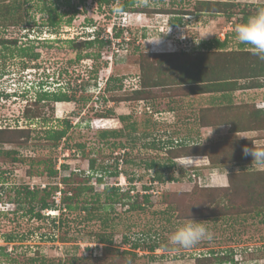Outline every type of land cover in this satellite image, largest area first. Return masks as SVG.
<instances>
[{"label":"rangeland","instance_id":"374dc122","mask_svg":"<svg viewBox=\"0 0 264 264\" xmlns=\"http://www.w3.org/2000/svg\"><path fill=\"white\" fill-rule=\"evenodd\" d=\"M126 1L114 0L100 7L96 0H0V40L17 42L16 46H0V92L6 89L11 94L15 87L22 88L23 80L52 82L58 78L60 86L50 89L60 87L76 100L48 102L25 116L34 88L23 96L25 100L0 96V128L31 130L28 138L16 131L0 142V246L8 254L0 253V264H14L12 260L25 264L35 254L54 264H215L209 256L211 250H233L236 264H264V201L256 194L249 196L250 192L236 200L232 177L246 172L248 177H256L259 172L263 186L264 167L241 152L223 162L217 157L218 165L213 166L203 150L168 151L186 136L185 142L193 140L201 146L250 139L254 146L264 147L263 128L232 133L230 123L224 119L218 123L216 112L213 118L209 114L215 104L228 103L232 106L228 111L236 108L233 115H241L246 121L242 126L247 128L249 116L264 106V77L239 78L237 87H245L231 91L229 100L219 99L221 93L216 92L191 94L198 85L188 83L194 73L202 80H215L231 52L237 53L233 59L243 66L255 58L242 54L250 49L246 45L240 48L234 29L242 23V10L253 15L258 6L264 7V0L226 2L237 5L226 11L219 0H134L137 11L128 6L115 15L113 9ZM49 11L54 25H49ZM177 18L180 26L170 23ZM97 31L109 43L86 47L84 42L93 40ZM219 37L227 38L222 49L202 48L203 42ZM180 43L184 49L178 47ZM21 49L37 57H22ZM185 61L191 63L190 70L183 67ZM141 78L147 99L137 101L131 99L132 91L140 88ZM7 82L15 86L6 88ZM254 82L262 87H246ZM98 94L103 95L101 102ZM125 115L131 117L128 122L118 120ZM66 120L71 128L54 146L45 139L46 132L62 129ZM132 122L134 131L128 129ZM103 130L122 134L104 140L100 136ZM168 159L174 163L171 168ZM91 160L94 177L86 183L92 174ZM116 162L125 175L111 174ZM50 168L57 170L55 176L49 175ZM71 173V183L65 186L61 179ZM157 174L159 181L154 179ZM97 176H102L103 185L96 183ZM85 184L92 190L82 191L78 205L91 207L89 214L81 209L66 212L60 228L54 227L51 217L37 221L25 214L29 203L24 202V188L51 185L73 190ZM106 185L118 186L119 192L133 186L131 195L137 193L142 202L141 195L149 194L151 204L143 210H130L127 203L118 201L121 194L116 201L107 198ZM61 195H54L59 205ZM42 213L58 215V211ZM190 218L204 223L213 239L190 248L166 249L170 233ZM140 232L148 242H141L138 249L123 243V236H131L133 241ZM10 235L16 239L7 244L5 238ZM104 236L111 243L101 241ZM153 242L158 246L152 252L142 244Z\"/></svg>","mask_w":264,"mask_h":264},{"label":"trees","instance_id":"16d2710c","mask_svg":"<svg viewBox=\"0 0 264 264\" xmlns=\"http://www.w3.org/2000/svg\"><path fill=\"white\" fill-rule=\"evenodd\" d=\"M114 2V0H96V2L98 3V5L101 7L102 5H107L109 4V2ZM69 3V2H67ZM134 0H127L126 2H124L123 4H121V7L123 9V12L126 11L128 6H131V9H133L134 11H137V8H133L134 5ZM217 4V3H215ZM224 10L226 11L227 9L229 10L230 7H237L236 4L233 3H226V2H220V4ZM258 8H264L262 6H258ZM257 8V9H258ZM15 9V8H14ZM8 11L11 13L12 11L10 10V8H8ZM245 10H242V14L244 15L241 22H245L252 14L250 13H244ZM215 12V11H214ZM217 12V11H216ZM240 12V13H241ZM246 12V11H245ZM50 14L49 17V25H54V17L53 15H51V12H48ZM228 16L230 15V13H227ZM70 21V20H69ZM68 21V22H69ZM170 23H173L175 25H181L182 22L179 18L171 20ZM100 33L99 31L96 32V37L95 40L93 41H88V42H84V45L86 47H90L92 44L94 43H98L100 46H104V44L109 43V40L106 39H100L99 38ZM119 34H116V37H118ZM227 40H223V42H219L217 39L214 40H210L207 42H203L202 48L206 47V49H211L213 47H217L222 49L225 45H226ZM187 43V42H185ZM17 42L16 40H0V46L5 47L6 45H13L16 46ZM243 46V44H241L240 48ZM22 51V57H27L28 59H32L34 60L37 57V54H32L31 52H27V49H21ZM242 54L244 56H252L255 57L253 60L254 62H250L247 64L245 63V65H242L241 61H237L235 59H233L234 56L237 55L236 52H231L227 55H229L230 58H228L227 61V65H225L223 72L221 71L219 74L215 75L217 78L215 80H212L209 82L207 80H202L201 77H198L194 74H192L193 78L191 81H189L188 83H195L196 85H198V90H191L190 93L191 94H199V93H221V96L218 97L219 99L222 98H226L227 100L230 99V95L229 93L237 88L242 89L245 86L242 87V85H240L239 87H237L238 79L239 78H243V77H249L250 79L253 78H258V77H264V61L259 60L256 56H254L250 50H244V52H242ZM89 55V54H86ZM78 59H80V55H78ZM222 62H218V64H221ZM226 63V62H225ZM231 64V65H230ZM215 65V64H213ZM185 70H190L189 68L191 67V63L189 62V64L185 61L184 62V66ZM244 71V72H243ZM243 73V75H242ZM241 76V77H240ZM144 79V77H142ZM141 78L140 80V88L135 89L132 91V98L134 100H144L147 99L145 97V89L146 88V84L143 81V79ZM107 81V79L105 80V82ZM202 84V85H201ZM46 82H40L38 83V86L40 87V89L36 92L35 97L30 100L29 104L26 105L25 109H24V115L27 116V114L30 112H34V108L37 107H41L40 105H44L45 103L48 102H53V103H57V102H72L75 100L74 96L71 94H67L66 91L61 92V88L57 87L55 88L54 91H48L46 90ZM248 88H260L262 87L261 84H259L258 82H254L253 85H249L246 86ZM4 94L0 92V96H3ZM5 97H7V95H5ZM218 99V100H219ZM101 100H103V95L99 94L97 97V101L101 102ZM76 101V100H75ZM214 101V100H213ZM214 103V102H213ZM215 104V103H214ZM214 109L211 110L210 117L213 118L214 117V112H216V118H218V123L219 120L224 119L225 121H227V123L231 124V132L235 133V132H243V131H253V130H263L264 129V111L260 110V109H255V115H253L252 117L249 116L251 118V125H248V127L246 128V126H242L245 125L246 121L243 119V117L241 115H233L232 111L236 108H232L231 111H228L230 108L227 107H232L230 104L226 103H217L214 106H212ZM234 107V106H233ZM41 111V109H40ZM208 114V115H209ZM238 114V113H237ZM34 115V114H33ZM32 115V116H33ZM210 117L202 116V119H209ZM131 117L129 115H125V116H120L118 120L122 121V122H128V120ZM201 121V120H200ZM203 121V120H202ZM64 126L62 127V129L60 130H53V131H47L46 132V136L45 139L49 140L50 142H52V144L54 146H57V143H59L62 139H64L67 135V131L71 128L69 122L66 120L63 122ZM147 123V122H146ZM203 123V122H201ZM125 124V123H124ZM126 126V125H124ZM135 124L134 122H132L131 124H129L128 129L131 131H134L135 128ZM127 127V126H126ZM263 128V129H262ZM17 131V132H16ZM31 130L29 129H17V128H11V129H1L0 128V142L3 141V137L7 134V133H12L16 132V133H25L26 137H29V132ZM122 132L121 131H114V130H103L100 133V136L102 139L106 140V139H115L116 137L121 136ZM26 138V139H27ZM23 142L25 141L24 139H22ZM171 143V141H170ZM176 145H170L168 151L170 152H179V151H193L192 153H200L201 150H203L204 152L208 153V156H210V161L211 164L213 166L218 165V161H216L219 157L220 161H226L229 158H233V155H235L236 153H243L242 152V148L244 146H247L249 148L251 147H256L254 146L252 140L247 139V140H231L226 141L225 143L223 142H213L210 143L207 146H201V144L197 143V141H192V142H185L180 141L178 143V141H175ZM79 148H82V145L78 144ZM206 150V151H205ZM14 154H16L15 152H13ZM217 153L216 157L213 154ZM6 154H9V152ZM252 161V159H250ZM15 161H17V159H15ZM126 161V160H125ZM122 162H124V160H122ZM168 166L169 168H171L174 163L172 162L171 159H168ZM254 162V161H253ZM152 164L150 163L148 166H151ZM118 163H115V168L111 174L113 175H122L123 173L125 175V171H121L118 168ZM65 167V166H64ZM90 168H91V172L92 174H88L90 176H87L88 178L85 179L86 183H89L90 180L94 177V173H93V169H94V160L90 161ZM103 169V168H102ZM49 175L50 176H55L57 173V170H55V168H50L49 169ZM247 172L244 173H240L237 174L235 176V174L232 176L235 178L233 185L235 184V189L234 191L236 192V200L239 198H241V196L243 195V192L248 193L250 192L249 196H254L255 194L257 195V197L261 200L264 201V185L261 186V184L263 183V180H260L259 177L260 173L258 172V175L256 177H248ZM73 173L69 174L68 176H65L61 179L62 184H64L65 186H67L69 183H71L72 177H73ZM128 177V178H127ZM173 176H169V179L173 180L172 178ZM128 181H134L132 177L126 176ZM264 178V177H262ZM155 181H159L161 180V176L160 175H156L154 177ZM259 182L260 187L257 188V184ZM96 183H98L99 185H103L104 183L102 182V176H97L96 178ZM86 185V184H85ZM77 186L75 187L73 190L68 189V190H61L58 189L57 186H45L43 189H32L30 190L28 187L24 188L23 191V199L24 202L28 201L29 203V208H27L25 210V214H28L30 218L32 219H36L37 221H42V220H46L48 219V217H50L49 215L44 216V214L42 213L43 211H58V215L56 216H52L51 218V222L53 223L54 227H58L60 228V225L63 224L62 218L61 216L64 215V213L66 212H71L72 210H85L87 214L90 213V211L92 210V208L85 206V205H78V198L80 197L82 191L84 190H92L91 186ZM90 185V184H89ZM232 185V186H233ZM258 185V186H259ZM131 189L133 190L134 187L130 186L127 190L124 189L123 191L119 192V188L118 186H104L103 187V191L106 194L107 198L111 201H116V196L119 194L120 195V199L118 201L122 202L123 204L127 203L129 205V209L130 210H135V209H139V210H143L145 209L146 206H149L151 204L150 199H149V194H143L141 195L142 198V202L138 201L139 200V195L136 193L134 196L131 195ZM146 189V188H145ZM18 194H20V191H17ZM56 193H60L62 194L60 197V205L57 204L55 202V197L54 195ZM238 194L239 197H238ZM133 199V200H132ZM132 200V201H131ZM247 203V202H246ZM264 203V202H263ZM243 204V202H242ZM88 205V204H87ZM245 205V204H244ZM112 206H110L111 208ZM19 209V207H18ZM17 210V208H16ZM164 213H167L165 211H163ZM233 214V213H232ZM47 217V218H45ZM57 218V221H55V219ZM108 221V220H107ZM57 222V224H56ZM60 224V225H59ZM140 237L137 236L136 234V238L132 241L130 239L131 236L125 235L123 236V243L124 244H130V247L132 250H136L140 247V243L141 242H146L147 241V237L145 236L144 233L140 232ZM108 236H104L102 237L100 240L101 241H105L106 243H111V239ZM139 237V238H138ZM146 237V238H145ZM24 238V237H23ZM6 239V243H13L15 242L14 240L16 239L15 235H10L8 237L5 238ZM148 242V241H147ZM144 246H146L145 248H148L150 252L154 251V249L158 246L155 242H153L152 244H144L142 243ZM6 248L1 247L0 246V253L3 256L8 257V254L5 252ZM209 256H212L215 264H227V262H229L230 264H236L237 260H235V253L233 252V250H229V251H213L211 250L209 252ZM235 260V261H234ZM74 261V259H73ZM12 262L14 264H20V263H16L15 261L12 260ZM73 262H71L72 264ZM25 264H54V263H50L49 260H46L42 255L40 254H35V256L33 257H28L26 260Z\"/></svg>","mask_w":264,"mask_h":264},{"label":"clouds","instance_id":"9594fccd","mask_svg":"<svg viewBox=\"0 0 264 264\" xmlns=\"http://www.w3.org/2000/svg\"><path fill=\"white\" fill-rule=\"evenodd\" d=\"M113 12L115 13V15L119 16L120 14H122L123 9L121 7H116L113 9ZM234 31H235V39L240 44L248 46L251 53L254 56H256L259 60L264 61V8H258L256 12L253 15H251L245 22L237 24L235 26ZM95 35L96 32H94L93 37ZM94 39L95 37L93 38V40ZM54 80L55 79H52V82H49L50 80L43 81V79L39 80V82L23 80L22 82L23 84L22 85L20 84L22 88L15 87V91H13L11 94L7 93L5 89L3 90V93L5 92L4 95L7 96L10 95V97H18L25 100L26 97L23 96L26 93H29L30 88H34L36 94V92L40 89V87L38 86V83L40 82H46V85L44 86L49 88L51 85H56V84H59L58 86H60L59 79L56 78V80L55 81ZM12 83L13 82H7L6 88L11 87ZM28 83L31 84L27 86ZM20 89L21 91L17 93V91ZM48 91H54V89ZM100 121H104V120L100 119ZM17 127L18 126H16L15 128ZM242 152L243 155L245 156L250 155L252 157V162L254 161L257 166L264 167V147L249 148L247 146H244L242 148ZM225 186H227V180H225ZM51 212H55V211H49V213ZM211 239H213V233L209 230V228L201 221H196L190 218L187 223L178 226L172 233H170L168 237V241L164 245V247L168 250L175 251L178 250L179 248L194 247L203 240H211Z\"/></svg>","mask_w":264,"mask_h":264},{"label":"crops","instance_id":"0c3cea01","mask_svg":"<svg viewBox=\"0 0 264 264\" xmlns=\"http://www.w3.org/2000/svg\"><path fill=\"white\" fill-rule=\"evenodd\" d=\"M212 1H217V0H212ZM219 1H222V2H233V1H236V2H239L240 0H219ZM243 1H245V0H242V2ZM218 19V18H217ZM172 20H174V19H172ZM210 20H212L211 22H214L215 20H213V19H210ZM218 20H220V19H218ZM226 35H228V34H226ZM231 35V34H230ZM230 35L228 36V38L230 37ZM227 37V36H226ZM219 39L220 40H218V41H220V42H223V40H225V38L223 37H219ZM226 40H227V38H226ZM213 48H217L216 46L215 47H213ZM261 88V87H260ZM246 90V89H245ZM246 92H242V94L244 95ZM242 95V96H243ZM264 101V100H263ZM263 101H261V102H263ZM264 106H262V107H257V109H260V110H263L264 111V108H263ZM187 135V134H186ZM189 138V136H186L185 138H184V140H186V139H188ZM188 141V140H187ZM193 140H191L190 142H192Z\"/></svg>","mask_w":264,"mask_h":264},{"label":"built area","instance_id":"2783aa9c","mask_svg":"<svg viewBox=\"0 0 264 264\" xmlns=\"http://www.w3.org/2000/svg\"><path fill=\"white\" fill-rule=\"evenodd\" d=\"M184 43H185V42H184ZM179 45H180V46H178V47H180L181 49H184V48H182L183 43H180ZM184 47H185V48L187 47L186 43H185ZM30 84H31V83H28L27 86H29ZM57 85H59V84H57ZM12 86H15V84L12 83ZM46 90H53V89H50L49 87H46ZM98 121H99V120H98Z\"/></svg>","mask_w":264,"mask_h":264},{"label":"bare ground","instance_id":"6f19581e","mask_svg":"<svg viewBox=\"0 0 264 264\" xmlns=\"http://www.w3.org/2000/svg\"><path fill=\"white\" fill-rule=\"evenodd\" d=\"M104 123H105V120H104Z\"/></svg>","mask_w":264,"mask_h":264}]
</instances>
